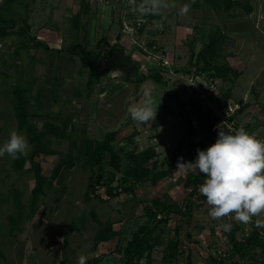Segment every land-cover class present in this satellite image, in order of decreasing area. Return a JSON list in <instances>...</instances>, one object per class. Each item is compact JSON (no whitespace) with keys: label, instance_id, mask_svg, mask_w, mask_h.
<instances>
[{"label":"rangeland","instance_id":"1","mask_svg":"<svg viewBox=\"0 0 264 264\" xmlns=\"http://www.w3.org/2000/svg\"><path fill=\"white\" fill-rule=\"evenodd\" d=\"M253 1L240 0V7H234L231 14L223 10L222 3L218 6L199 0L195 5L193 0H167L175 6L141 14L138 8L143 0H135V5L130 0H0V18L7 21L0 23V30L8 33L0 38V145L12 130L27 138L26 131L18 129L13 110L14 91L22 89L28 101V123L44 133V147L50 151L35 158L48 182L34 208L30 204L34 186L31 144L27 155L0 158V252L6 256L5 264H77L81 254L87 262L123 264L124 249L143 226L144 233L151 231V235L137 264H208L212 256L231 250L225 238L234 230L233 235L240 240L255 228L264 229L256 226L255 217L244 225L232 218L208 216L209 206L199 192L204 174L177 173L180 153L173 161L181 142L189 143L202 133L192 129L200 125L184 128L177 121L190 117L181 106L187 96L166 94L165 85L152 80L136 83L143 76L146 57L163 54L175 60L193 55L194 62L216 33L223 34L216 26L223 27L230 14L241 16L247 11L242 6L251 7ZM255 1L256 8L264 10V0ZM185 4L191 7L182 15ZM76 14L80 16L78 24ZM186 26L191 30L180 43L177 28ZM114 44L132 57L131 75L125 76L108 62ZM219 44L212 55L217 54V62L223 64L226 57H234L229 56L233 47L230 40H220ZM73 45L82 46L89 56L100 54L92 65L91 86L87 85L90 68L83 66L80 55L66 51ZM252 52L245 47V53ZM164 76L168 89L176 85L187 88L180 74ZM149 95L158 105L157 115L154 121L141 125L131 119L127 109ZM169 117L173 120L167 122ZM46 125L58 127L64 135L46 133ZM172 128L177 132L169 135ZM109 132L117 133L114 147H122L118 151L121 170L114 171L105 156L104 179L113 181L111 187L118 194L105 199L97 193L88 200L91 154L95 143ZM203 144L201 150L209 147ZM194 158L183 162H194ZM120 187L128 190L119 191ZM190 197L195 204L188 218L184 213ZM155 200L171 207L156 219L146 212ZM92 214L100 222L111 223L116 237L99 242L100 227ZM222 224L231 227L225 231ZM66 231L69 236L64 235ZM3 238L7 241L2 242ZM42 240L44 253L37 246ZM172 242L178 245L175 259L169 258ZM255 253L257 263L264 264L261 249ZM224 264L251 262L231 254Z\"/></svg>","mask_w":264,"mask_h":264},{"label":"trees","instance_id":"2","mask_svg":"<svg viewBox=\"0 0 264 264\" xmlns=\"http://www.w3.org/2000/svg\"><path fill=\"white\" fill-rule=\"evenodd\" d=\"M205 2L211 3V4H218V6L222 3L223 4V10L229 11L230 9L239 6L240 3L234 0H203ZM195 5L199 4V0H194L193 2ZM248 7V6H247ZM245 6L246 12L249 13L251 10V7L247 8ZM79 14H76L75 16V22L78 24L79 21ZM7 22L6 20H2L0 18V23ZM8 33L0 30V38L7 36ZM216 37V38H214ZM223 38L225 36L223 34L216 33L213 36V40L210 41L207 45H205L204 49L201 51V53L198 55L199 57L196 58V61L193 62V55L190 56V65L195 66L196 64H199L201 60L204 61V64L201 69L195 67V71H201V72H211L214 76H217L221 79H227L230 77V75L237 76L238 73L234 70H232L229 66L226 64L217 65L212 64L213 58H217L215 54L218 46H220L219 42H223ZM117 45H113L110 49V57L108 58V62L111 63V55L113 54L115 48ZM47 48V47H46ZM66 51L71 55H80V60L84 67L90 68V78L88 80L87 85H92V76L94 75V69H92V65L99 59L100 54H93V55H87L85 53V49L80 45H73L70 48L66 49ZM113 65V64H112ZM114 67V65H113ZM126 80H129V77H125ZM145 80H152L156 83L166 85V81L163 80V77L159 74L157 71H150L147 75H143L139 79L136 80L137 84H140L144 82ZM14 97L16 98L13 110L15 114V119L18 124L19 130H25L26 135L28 138L29 143L32 146V153L30 154L29 161L31 163V168L34 174V186L31 190V206L34 208L37 204L38 198L44 194V186L48 182V178L43 174L42 167L40 163L35 161V158H38L41 155H47L50 153L49 150H47L44 147V133L41 131H38L36 127L30 123H28L27 118V109H28V101L26 100V97L24 96V91L21 89H16L14 91ZM188 102H182L181 106L184 108ZM187 114V112H185ZM196 119L198 121V125L206 131H210L211 129L214 130L215 126L213 123L209 120L208 117L205 115H197ZM46 133L49 134H55L57 136H63L64 132L59 129L58 127H52L51 125H46ZM217 132V131H216ZM218 133V132H217ZM117 136L116 132H109L107 133L104 138L101 141H97L94 145L92 154H91V174L88 179L87 184V192H86V199H90L91 197L98 195V189L100 186L105 187L106 189V195L108 199L114 198L118 193L116 189H113L111 187L112 180L106 181L105 173L104 171V164L103 160L104 157H108V165L114 170V171H120L121 170V158L119 156V149L114 147L113 142L115 141V138ZM204 147V144L202 141L198 142H181L180 148H178L173 156V161L179 155L180 157H183V160L188 159L189 157H196L197 156V149H200L201 147ZM182 147H186V149L182 150ZM153 155V153L151 152ZM108 179V178H107ZM121 190L127 191L128 188H122ZM119 188V189H120ZM203 198L206 199V197L203 196ZM195 203L191 201V197L189 198V201H187L185 207H188V210L184 213L188 218L191 214V205H194ZM190 205V207H189ZM170 206L166 205L165 203H162L160 200H155L153 202L152 207L146 208V212L150 217H154L156 219V216L160 213H165L170 210ZM176 208V207H173ZM94 217L95 222H97L98 226L100 227V232L98 236L99 242H108L114 237H116L117 233L113 230L112 224L109 222H100L94 214H92ZM191 217V216H190ZM160 221V220H159ZM73 225V222L72 224ZM72 229V228H71ZM69 229V231L71 230ZM144 226L140 227L137 232L134 233L132 240L127 244L126 248L124 249V263L123 264H137L140 258L144 255L146 248H147V237L151 235V231L148 233H144ZM69 231H66L64 233L65 236H69ZM236 230H234L233 233L228 235L229 245L231 250L228 251L227 257H229L231 254L233 256H238L241 259H246L251 262V264H258L256 259V253L255 250L260 248L261 253L264 255V239L260 237L259 229L255 228L250 233L245 234L240 240L236 239L235 233ZM178 251V245L177 242H172V245L170 247L169 251V258L175 259L177 256ZM62 260V259H61ZM60 260V261H61ZM226 258H217L212 256L208 262V264H224ZM64 261H62L59 264H64ZM88 261L87 264H99L98 261L93 260Z\"/></svg>","mask_w":264,"mask_h":264},{"label":"clouds","instance_id":"3","mask_svg":"<svg viewBox=\"0 0 264 264\" xmlns=\"http://www.w3.org/2000/svg\"><path fill=\"white\" fill-rule=\"evenodd\" d=\"M130 3L135 5V0ZM170 6L175 5H170L167 0H143L138 10L141 14L159 13ZM190 7L185 4L180 14H187ZM133 10L137 9L134 7ZM157 107L149 95L141 104H130L127 111L131 119L142 125L155 120ZM223 126L224 123L216 126L218 138L215 143L206 149H197L194 162H183V157L179 158L176 172L204 174L199 192L206 197L208 216L212 219L232 218L247 225L255 217L256 226L264 227V140L257 139L244 128L226 132ZM29 147L27 138L12 130L9 138L0 145V158L7 155L18 159L20 155H27ZM220 227L228 231L231 225ZM77 264H87V257L79 255Z\"/></svg>","mask_w":264,"mask_h":264},{"label":"crops","instance_id":"4","mask_svg":"<svg viewBox=\"0 0 264 264\" xmlns=\"http://www.w3.org/2000/svg\"><path fill=\"white\" fill-rule=\"evenodd\" d=\"M240 2V0H234ZM258 1V0H257ZM256 1L251 2V10L249 13L245 11L240 16H232V8L228 11L230 12L229 17H225V25L222 27L216 26L217 29H222L223 35L225 36V41L230 40L233 51L230 52L234 54V57H226L225 63L232 70L236 71L238 75L230 79H221V91L224 99L232 100L242 104V110L240 113L241 123L247 125L250 131L254 132L259 136L264 135V53L261 57H258L256 54L260 51H264V10L261 8H256ZM241 5V4H240ZM237 6L238 7H240ZM247 6V4H245ZM262 5V4H261ZM245 8V6H242ZM242 9V8H240ZM243 10V9H242ZM222 14V13H220ZM253 27V28H251ZM209 28V27H207ZM191 29L186 27L177 28V37L181 40H184V35H188V32ZM224 44V43H223ZM248 46L253 50L252 54L245 53V47ZM174 52L176 53V49ZM256 52V53H255ZM255 53V54H254ZM197 58V57H196ZM173 62L176 60L177 63L181 62L179 65L176 64V70H182L187 72L191 69L199 68L201 69L204 61L201 60L199 64L195 66L190 65V57H172ZM196 61V60H195ZM194 61V62H195ZM218 58H213L212 64L222 65L218 63ZM175 64V63H174ZM180 66V67H179ZM168 82L166 83V94L173 95H182L188 97V91L186 87L175 86L172 89H168ZM186 97V98H187ZM186 108V106H185ZM184 108V111H185ZM183 110V109H182ZM177 121L184 128H189L193 126L192 119L190 117L184 119L177 118ZM190 122V123H189ZM193 130L200 129L202 133L198 134L194 138H190L191 142L203 141L207 146L215 143L218 138V133L215 130H204L201 127H192ZM177 132V128H172L169 135H173ZM167 135V137L169 136ZM170 138V137H169ZM160 139V138H158ZM169 140V139H167ZM171 141V139H170ZM31 201V200H30ZM31 204V203H30ZM37 205V204H36ZM114 225V224H113ZM7 241L5 238L1 239L2 242ZM44 240L38 242V247L41 248V253H44L45 246L43 244ZM103 243V242H101ZM50 250V249H49ZM8 249L5 248V254L7 255ZM48 253V252H47ZM61 251H58V256ZM5 255L3 252H0V264H5ZM4 261V262H3ZM49 264V263H48ZM50 264H59L50 262Z\"/></svg>","mask_w":264,"mask_h":264},{"label":"built area","instance_id":"5","mask_svg":"<svg viewBox=\"0 0 264 264\" xmlns=\"http://www.w3.org/2000/svg\"><path fill=\"white\" fill-rule=\"evenodd\" d=\"M145 59L146 61L142 62L141 72L143 75H147L150 71H157L163 77V80H165V74H180L181 77L186 79L188 83V97L184 100V102H188V105L185 110L192 119L194 126L198 125L196 116L205 115L213 123L215 126L214 130L217 132L218 129L216 126L224 123L223 127L226 132H234L239 128H244L249 133L255 134L250 131L246 124L241 123L240 113L242 110V104L223 98L221 80L220 78L215 77L213 73L195 71V69H191L187 72H177L173 59L163 54L153 55L152 57H146ZM166 120L167 122H170L173 119L169 117ZM255 136L257 139L264 140V135L259 136L255 134ZM119 191H121V189H119ZM98 192L101 193V197L104 195L103 197L107 199L105 187L100 186ZM259 233L260 237L264 239V229L259 230ZM225 239L227 245H229V240L227 238ZM226 252L227 251H224L223 255H221L222 259L228 258ZM219 256L216 257L218 258Z\"/></svg>","mask_w":264,"mask_h":264},{"label":"water","instance_id":"6","mask_svg":"<svg viewBox=\"0 0 264 264\" xmlns=\"http://www.w3.org/2000/svg\"><path fill=\"white\" fill-rule=\"evenodd\" d=\"M112 64L125 76H129L134 71V62L131 56L125 55L124 48L117 46L111 56Z\"/></svg>","mask_w":264,"mask_h":264}]
</instances>
